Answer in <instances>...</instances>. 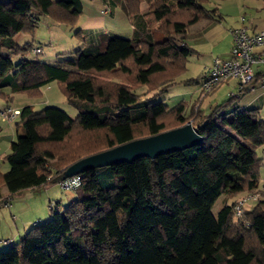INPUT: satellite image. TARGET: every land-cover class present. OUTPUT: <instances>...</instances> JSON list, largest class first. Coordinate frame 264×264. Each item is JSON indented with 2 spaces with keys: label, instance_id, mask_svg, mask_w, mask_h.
<instances>
[{
  "label": "trees",
  "instance_id": "trees-1",
  "mask_svg": "<svg viewBox=\"0 0 264 264\" xmlns=\"http://www.w3.org/2000/svg\"><path fill=\"white\" fill-rule=\"evenodd\" d=\"M120 1L132 20L144 17V33L132 38L104 33L98 42H83L71 57L47 62L36 56L43 54L42 45L20 44L15 36L33 34L44 16L77 24L82 1L0 0L5 104L0 109L15 107L16 93L41 98L54 82L70 103L88 101L101 108L100 113L79 109L72 117L56 106L17 107L20 114L12 121L17 138L0 157L9 165L0 171V204L48 183L62 186L65 170L82 158L188 121L203 139L156 158L79 174V184L69 188L75 192L69 203H51V217L0 250V264H264V197L247 205L241 218L235 217L237 200L227 201L253 192L260 180L257 149L264 147V118L257 109L227 111L231 100L205 112L200 102L208 93L202 89L191 110L184 101L170 106L161 97L194 53L188 35L220 20L219 9L208 6L216 0H149L144 12L142 0ZM76 34L83 40L81 29ZM30 52L34 56L23 55ZM14 55H21L17 62ZM128 80L146 85L158 99L142 98ZM100 132L101 139L95 136ZM223 195L227 199L214 214Z\"/></svg>",
  "mask_w": 264,
  "mask_h": 264
},
{
  "label": "crops",
  "instance_id": "crops-1",
  "mask_svg": "<svg viewBox=\"0 0 264 264\" xmlns=\"http://www.w3.org/2000/svg\"><path fill=\"white\" fill-rule=\"evenodd\" d=\"M81 1L83 12L79 17L77 26L78 29H81L82 31L83 40L79 38V41L77 42L78 45L75 47L76 49L81 47L83 42L85 44H90L100 41L101 36L104 33L132 38L136 36V34L138 35V33H144V30H146L147 25L145 23L144 17L138 16L132 20V18L128 16L125 7L120 0H112L108 3H104L101 0ZM209 7H216L219 9L220 20L213 21L210 24L204 26L199 31L190 33L188 35L186 44L194 49V53L189 56L186 71L176 79V82L171 87H169L166 92L168 93L169 90L178 88L180 86H190V91L187 92L188 94L191 93L192 98H195L192 101H189V99L187 100L189 104H192L191 107L188 105L187 101L183 100L185 104H187L188 110L196 105L197 100L202 95V90L200 81L197 82V84L186 83V81L197 78L200 75H204L211 67L213 60L216 57L225 60L232 57V30L242 26H245L249 33L264 29L263 0H218V2L209 4ZM148 8L149 1L142 0L140 3V12H144ZM18 35H16L14 38L17 42H19L17 40ZM262 50H264V44L258 45L254 48L255 52H260ZM58 55H61V53ZM57 59H59L58 56ZM194 64L200 66V71L197 75H190V67H192ZM194 84L196 85V90L192 89L191 87ZM50 85L48 88L51 87ZM175 94L181 96L183 93L182 90H180L176 91ZM16 96H18V99L19 97H23L21 98L22 101L25 99L28 100L29 98L25 94L16 93L14 95L15 99ZM164 96L165 95L163 94L161 97L164 98ZM206 98L209 100H207V102L204 104ZM228 100H231V103L226 108L227 111H233L236 108L257 109L259 110L260 115L264 118V85L258 79L255 80L254 88L244 87V89L241 87V84L238 80L231 79L218 86L212 92L205 94L201 98L200 107L205 110V112H210L212 108ZM14 102L13 106L18 108L22 107V105H15ZM27 105H32V103L28 102ZM69 114L72 117L75 116L73 113ZM11 125L12 123H7L4 126L9 127ZM4 126H1L0 124V138L3 136ZM8 129H10V135L5 134V137L9 139V142H12L15 140L14 131L11 128ZM257 151L262 159V167L260 170L262 174L264 172V147L258 148ZM8 169L9 167L7 166L5 170L7 171ZM259 182L260 180L256 184L257 189L259 188ZM1 190L2 195H7L8 191H6L3 186ZM237 198L238 197H230L227 199V196L223 195L217 201H221L222 206L224 200L227 199V201L230 202L232 200L235 201ZM37 221H41V219H37L35 222Z\"/></svg>",
  "mask_w": 264,
  "mask_h": 264
},
{
  "label": "rangeland",
  "instance_id": "rangeland-1",
  "mask_svg": "<svg viewBox=\"0 0 264 264\" xmlns=\"http://www.w3.org/2000/svg\"><path fill=\"white\" fill-rule=\"evenodd\" d=\"M214 2H218V0ZM77 30H78L77 24L71 25V24H65L63 22L57 23L56 21L50 19L49 17L44 16L37 24L35 32L33 34L20 33V35H18L17 37V40L19 41L20 44L23 43L25 44V42H33L34 46L42 45L44 48L43 54L36 56L39 57L41 60L47 62H55L57 56L60 59L72 56V54L70 53H72L74 49H76L75 47L78 45L77 42L79 41V36L76 34ZM159 37H161V34H159ZM59 53H61V55H58ZM23 55L34 56V54L31 52L28 54L24 53ZM20 57L21 55L18 56L14 55L13 61L17 62L18 61L17 59ZM199 71H200V66L194 64L192 67H190L189 74L197 75ZM101 78L107 79L108 77L107 78L101 77ZM128 81L132 86L131 88H134V91L136 93L141 94L143 96L142 98H147V97L148 98L150 97L151 99L155 98L154 91L148 89L146 85L134 84L133 80H128ZM129 83L125 82V84H129ZM50 86H51L50 88L48 87L44 88V90L42 91L43 95L41 98H28V100L25 99L24 101H22L21 98L23 97H19L18 99L17 98L18 96H16V99L14 98L15 102L14 101L13 102L15 105L18 106L22 105V107L24 105H27L28 102L32 103L35 111H41L47 106H56L65 110L68 113H73L75 116L78 114L79 109L100 113L101 108L99 105L88 101H84V102L79 101L75 104L70 103L66 99V96L61 92L56 82L52 83ZM191 87L192 89L196 90L195 84L192 85ZM189 88L190 86H180L178 88H173L169 90L168 93H164L165 95L164 98L170 106H173L175 105V103L177 102L179 103L183 100L187 101L189 99V101H192L195 97L192 98L191 93L188 94V92L190 91ZM180 90H182L183 94L181 96L176 95L175 94L176 91H180ZM207 100L209 99L206 98L204 104L207 102ZM3 103L4 102L0 100V106L5 105ZM188 105L191 107L192 104H189L188 102ZM0 119L2 120V121L0 120L1 126L6 125L7 123H12V121L3 120L2 117H0ZM8 128L13 129L14 138L15 139L17 138V128L14 122L9 127L4 126L3 136H1L2 138H0L1 156L10 151L9 146L11 142H9V139L5 137V134L10 135V129ZM101 133L102 132H100V134H97L95 136H98L101 139L103 137V134ZM66 143H68L70 146L72 145V143L69 142V140H67ZM55 162L56 159L55 161L54 160L50 161L51 165L52 164L56 165ZM7 166L9 167L7 163L0 162V171L2 173L5 172ZM3 187L7 191L5 184H3ZM263 189H264V172L262 174L260 172L259 188L258 189L254 188L252 191L260 192V190ZM74 193H75L74 190L63 188L60 185V182H52L40 186L36 189L24 190L22 193L14 194L7 197L9 201L7 203L0 204V250L9 249L12 243L18 242L25 235V233L35 224V221L37 219H41L42 222L47 221L52 215V210L50 208L51 203L55 205L60 202L62 205L65 206L74 197ZM242 196L243 194L239 195V197L236 200H239ZM262 197H264L263 192L261 193L260 198ZM220 207H221V201H217V203L213 207L214 214L218 213Z\"/></svg>",
  "mask_w": 264,
  "mask_h": 264
},
{
  "label": "built area",
  "instance_id": "built-area-1",
  "mask_svg": "<svg viewBox=\"0 0 264 264\" xmlns=\"http://www.w3.org/2000/svg\"><path fill=\"white\" fill-rule=\"evenodd\" d=\"M233 46L230 59L216 57L208 71L200 81L201 89L210 93L221 84L236 79L241 87L254 88L255 80L258 79L264 85V50L255 52L254 48L264 44V29L249 33L245 26L232 30ZM36 53H41V47L35 48ZM257 68V69H256ZM20 114V109L15 107L0 109V117L3 120L13 121ZM78 175L64 179V188H74L79 184ZM260 192H250L237 200L235 217L241 218L247 205L260 199Z\"/></svg>",
  "mask_w": 264,
  "mask_h": 264
},
{
  "label": "water",
  "instance_id": "water-1",
  "mask_svg": "<svg viewBox=\"0 0 264 264\" xmlns=\"http://www.w3.org/2000/svg\"><path fill=\"white\" fill-rule=\"evenodd\" d=\"M202 139L203 136L193 126L192 122L188 121L182 126L134 139L82 158L65 170L64 177L70 178L89 169L107 167L120 162H133L141 157L156 158L160 154L194 146Z\"/></svg>",
  "mask_w": 264,
  "mask_h": 264
}]
</instances>
